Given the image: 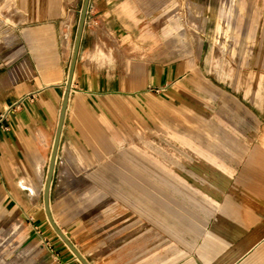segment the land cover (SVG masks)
I'll return each instance as SVG.
<instances>
[{"label": "crops", "instance_id": "0c3cea01", "mask_svg": "<svg viewBox=\"0 0 264 264\" xmlns=\"http://www.w3.org/2000/svg\"><path fill=\"white\" fill-rule=\"evenodd\" d=\"M227 2L89 0L49 208L90 264H264V110L196 109L201 84L186 76L208 51L196 27L181 25L184 7L215 21L211 8ZM236 4L234 21L264 30V0ZM82 5L0 0V191L15 213L47 221L44 185ZM229 115L248 120L228 125ZM153 134L171 138L154 146ZM133 149L141 166H156L141 171L138 194ZM53 246L56 262L82 264L64 242Z\"/></svg>", "mask_w": 264, "mask_h": 264}, {"label": "rangeland", "instance_id": "374dc122", "mask_svg": "<svg viewBox=\"0 0 264 264\" xmlns=\"http://www.w3.org/2000/svg\"><path fill=\"white\" fill-rule=\"evenodd\" d=\"M217 8H211L214 13L212 16L217 20L203 21L201 17L193 16L190 11L195 10L200 14L203 7L188 5L184 7L187 19H182L181 25L190 24L196 27L203 35L197 41L202 49L208 51L194 55L195 62L191 64L192 68L186 74L196 78L197 83L201 84L198 85L197 92L193 94L194 98L191 100L194 101L196 109L229 112L264 110V30L253 29L258 23L233 20L241 10L236 0H228L218 8L221 17L215 14ZM222 120L228 125H233L248 119L229 115ZM170 138L171 135L167 134H153L149 135V142L159 146L170 141ZM156 151V149L148 151L149 157L154 158ZM140 157L139 150L133 149L130 166L131 173L134 169L131 190L137 194L141 171L144 174L156 172L155 165L141 166ZM125 168L99 167L103 172L118 173L124 170L126 173L129 172V167ZM102 185L105 186L107 183L85 182L84 188L92 191L103 188ZM2 193L3 191H0V264H60L54 260L57 248L53 246V242L60 244L63 241L50 226L44 214H41L39 219L35 218L36 215L15 213L12 210V203L8 204ZM92 200L91 197L85 199L86 203ZM136 200L138 201V198ZM72 216L56 214L55 218L57 222H66V219Z\"/></svg>", "mask_w": 264, "mask_h": 264}, {"label": "water", "instance_id": "95a60500", "mask_svg": "<svg viewBox=\"0 0 264 264\" xmlns=\"http://www.w3.org/2000/svg\"><path fill=\"white\" fill-rule=\"evenodd\" d=\"M88 2L89 0H83V5H82L81 13H80L73 53H72L68 75H67V79L65 83V93H64V97H63V101L61 105L59 121H58L57 130H56V134H55V138L53 142L52 152H51L47 175H46L45 188H44V193H43L44 208H45L46 215H47L49 222L51 223V225L53 226V228L55 229L59 237L72 250V252L75 254V256L80 260L82 264H90V263L85 259V257L81 254V252L75 247V245L69 240L67 235L60 229V227L57 225V223L55 222V220L53 219L51 215L50 208H49V189H50V185L52 182L55 159H56V154H57V149H58L59 139H60V134H61V127L63 124L64 115H65V109H66L67 99H68V95H69V91L71 87L72 78H73L74 67H75V63L77 60V55H78L81 35H82L83 27H84Z\"/></svg>", "mask_w": 264, "mask_h": 264}, {"label": "bare ground", "instance_id": "6f19581e", "mask_svg": "<svg viewBox=\"0 0 264 264\" xmlns=\"http://www.w3.org/2000/svg\"><path fill=\"white\" fill-rule=\"evenodd\" d=\"M46 181V180H45ZM51 186V185H50ZM44 188H45V185H44ZM50 190V189H49ZM52 215V214H51ZM49 221V220H48ZM51 224V223H50ZM52 226V225H51ZM53 227V226H52ZM54 229V228H53ZM55 230V229H54ZM56 232V231H55Z\"/></svg>", "mask_w": 264, "mask_h": 264}, {"label": "built area", "instance_id": "2783aa9c", "mask_svg": "<svg viewBox=\"0 0 264 264\" xmlns=\"http://www.w3.org/2000/svg\"><path fill=\"white\" fill-rule=\"evenodd\" d=\"M1 116L5 117V116H6V114H5V113H4V114H1Z\"/></svg>", "mask_w": 264, "mask_h": 264}]
</instances>
